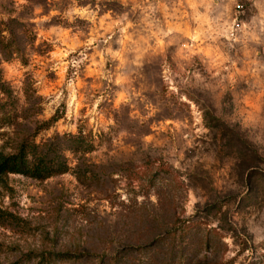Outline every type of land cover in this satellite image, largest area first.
I'll use <instances>...</instances> for the list:
<instances>
[{
	"label": "rangeland",
	"instance_id": "374dc122",
	"mask_svg": "<svg viewBox=\"0 0 264 264\" xmlns=\"http://www.w3.org/2000/svg\"><path fill=\"white\" fill-rule=\"evenodd\" d=\"M33 145L68 170L0 175V264H264V0H0Z\"/></svg>",
	"mask_w": 264,
	"mask_h": 264
},
{
	"label": "trees",
	"instance_id": "16d2710c",
	"mask_svg": "<svg viewBox=\"0 0 264 264\" xmlns=\"http://www.w3.org/2000/svg\"><path fill=\"white\" fill-rule=\"evenodd\" d=\"M46 147H21L20 151L13 155L0 152V175L17 174L40 181L66 173L68 164L64 158L57 154L56 149L45 150ZM53 154L54 157L51 158ZM29 155L32 156L31 159Z\"/></svg>",
	"mask_w": 264,
	"mask_h": 264
},
{
	"label": "clouds",
	"instance_id": "9594fccd",
	"mask_svg": "<svg viewBox=\"0 0 264 264\" xmlns=\"http://www.w3.org/2000/svg\"><path fill=\"white\" fill-rule=\"evenodd\" d=\"M233 2H235V0H233ZM153 199H155V198H153Z\"/></svg>",
	"mask_w": 264,
	"mask_h": 264
},
{
	"label": "built area",
	"instance_id": "2783aa9c",
	"mask_svg": "<svg viewBox=\"0 0 264 264\" xmlns=\"http://www.w3.org/2000/svg\"><path fill=\"white\" fill-rule=\"evenodd\" d=\"M237 27H239V25Z\"/></svg>",
	"mask_w": 264,
	"mask_h": 264
}]
</instances>
